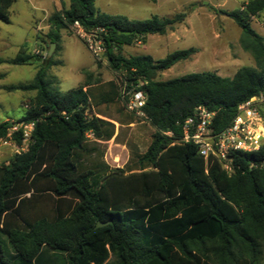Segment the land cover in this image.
<instances>
[{"label":"trees","instance_id":"1","mask_svg":"<svg viewBox=\"0 0 264 264\" xmlns=\"http://www.w3.org/2000/svg\"><path fill=\"white\" fill-rule=\"evenodd\" d=\"M68 1L49 17L46 38L58 43L75 21L89 32L104 29L113 72L146 82L143 110L155 131L145 152L133 151L123 168L111 169L98 141L119 137L111 121L135 122L134 115L125 123L107 111L121 102L117 81H86L61 92L44 68L32 83L8 87L36 92L18 121L34 122L35 129L29 149L0 167V264H264V146L234 153L229 175L180 141L182 123L198 107L215 113L212 128L220 133L241 104L264 94V38L250 24L264 15V0L229 13L256 67H242L233 77L203 73L167 81L158 75L189 59L194 48L160 60L120 51L166 35L186 14L132 21L100 12L95 0ZM15 2L0 0L2 22L10 23ZM38 58L52 62L23 45L9 62L33 65ZM14 124L0 122V142ZM98 153L101 161H92Z\"/></svg>","mask_w":264,"mask_h":264},{"label":"rangeland","instance_id":"2","mask_svg":"<svg viewBox=\"0 0 264 264\" xmlns=\"http://www.w3.org/2000/svg\"><path fill=\"white\" fill-rule=\"evenodd\" d=\"M249 1L157 0L154 3L151 0H95V6L102 13L124 16L132 21L186 14L185 20L166 35H150L145 44L136 42L122 47L120 51L124 57L149 55L160 60L176 51L194 48L195 53L189 59L158 75L157 80L167 81L187 74L203 73L233 77L242 67H256L253 53L246 50L242 43V30L229 17V13L242 10ZM68 7V0H16L10 9V23L0 20V122L16 124L28 110L36 92L9 90L8 87L32 83L40 69H48L53 84L61 92H67L86 81H117L118 76L111 69L106 55L100 59L94 56L72 29L62 31L60 41L54 43L52 54L48 57L52 62L33 65H13L9 62L23 45L27 46L32 56L47 57L51 47L46 38L50 30L49 17ZM250 24L264 38V15L251 17ZM107 111L125 123L131 116L122 102ZM117 124L116 135L119 137L100 143L98 151L103 152L102 160L111 169L123 168L133 151L145 152L155 131L147 120L136 117L132 124ZM8 152L3 149L0 158L9 159ZM91 160L100 162V154ZM59 262L62 263L61 260Z\"/></svg>","mask_w":264,"mask_h":264},{"label":"built area","instance_id":"3","mask_svg":"<svg viewBox=\"0 0 264 264\" xmlns=\"http://www.w3.org/2000/svg\"><path fill=\"white\" fill-rule=\"evenodd\" d=\"M71 29L85 42L94 56L100 59L105 54L106 48L102 35L105 33L104 29L89 32L79 21H75L71 25ZM116 74L120 100L126 111L136 118L148 121L143 110L146 102V93L143 87L146 82L137 79L134 84L129 82L125 73L118 72ZM263 109L264 94L251 98L238 107L237 115L231 125L224 131L216 133L212 128L215 113L210 112L204 106L198 107L194 115L182 123L180 141L195 145L201 157L206 161L211 158L217 160L222 168L231 175L233 173L232 156L234 153H252L259 151L264 146ZM34 129V122L16 123L11 127L7 137L0 142V152L3 149L9 150L10 158L7 160L0 158V167L8 166L13 156L20 155L29 149ZM16 134L20 135V142L15 139ZM167 135L172 136L173 134L168 132ZM87 138L94 139L93 134L88 133Z\"/></svg>","mask_w":264,"mask_h":264},{"label":"water","instance_id":"4","mask_svg":"<svg viewBox=\"0 0 264 264\" xmlns=\"http://www.w3.org/2000/svg\"><path fill=\"white\" fill-rule=\"evenodd\" d=\"M54 46H55L54 43H52L47 57L51 56ZM35 60L40 63V62H42L43 59L42 58L32 59V62ZM104 225L105 224H103V223H98L97 227H102Z\"/></svg>","mask_w":264,"mask_h":264},{"label":"crops","instance_id":"5","mask_svg":"<svg viewBox=\"0 0 264 264\" xmlns=\"http://www.w3.org/2000/svg\"><path fill=\"white\" fill-rule=\"evenodd\" d=\"M148 39V38H147ZM99 116V115H98ZM105 119V118H104ZM107 120H109V119H107ZM111 121V120H110ZM111 122H113L115 125H116V128L118 129V124L115 122V121H111ZM115 140V137L113 138V139H111L110 141H114ZM110 141H108V142H110ZM99 143H104L103 141H100Z\"/></svg>","mask_w":264,"mask_h":264}]
</instances>
